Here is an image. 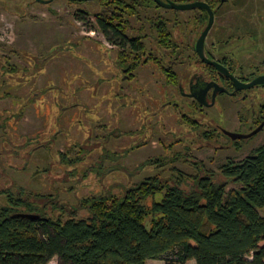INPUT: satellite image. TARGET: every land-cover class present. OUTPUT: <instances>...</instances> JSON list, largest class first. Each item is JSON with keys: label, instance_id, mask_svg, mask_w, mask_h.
I'll list each match as a JSON object with an SVG mask.
<instances>
[{"label": "rangeland", "instance_id": "rangeland-1", "mask_svg": "<svg viewBox=\"0 0 264 264\" xmlns=\"http://www.w3.org/2000/svg\"><path fill=\"white\" fill-rule=\"evenodd\" d=\"M81 10L92 15L98 10L97 1L70 4L67 0H0V94H10L0 98V123L6 119L4 128L0 126V205L6 202L5 192L22 191L24 198L46 206L51 216L59 214L51 210L54 202L64 207L66 214L74 211L76 218H86L87 211L81 208L85 197L109 191L120 194L155 174L171 178L176 175L173 169L191 174L194 170L190 161H201L208 169L218 171L226 160L241 161L264 145V131L234 144L223 136L217 138V123L223 125L227 118H233L230 126L238 128L236 113L245 109L228 112L225 103L235 99L227 95L219 96L221 104L213 109H204L203 114L197 111L195 119L200 130L184 123L181 112L173 106L147 117L157 110L152 98L167 85L159 71L148 69L138 78H149L148 92L143 94L148 113L140 103L124 98L134 94L128 83L117 92L104 82L105 77H111L106 74L108 67L105 76L94 84L97 88L84 85L85 74L94 82L92 79H99L100 72L89 59V51L82 52L83 46L79 45L83 37L95 32L92 19L79 14ZM193 11L150 8L139 14H159L185 24L197 16V9ZM180 31H184L183 26ZM209 35L214 38L213 52L226 57L235 77L252 81L264 75V0L225 3ZM92 37L101 38L99 34ZM230 37L235 39L229 41ZM221 38L227 42L215 43ZM28 53L32 65L35 57L50 58L45 67L39 62L41 70L32 66L30 80L23 70ZM6 58L14 66L10 74L6 72ZM246 96L264 105V86L242 91L238 97ZM26 97L32 102L23 107ZM107 97L116 102L110 103ZM203 130L210 131L211 140L205 138ZM61 154L77 160L66 163ZM236 187L230 185L228 189ZM166 261L149 260L146 264ZM57 263V257L49 262Z\"/></svg>", "mask_w": 264, "mask_h": 264}, {"label": "trees", "instance_id": "trees-1", "mask_svg": "<svg viewBox=\"0 0 264 264\" xmlns=\"http://www.w3.org/2000/svg\"><path fill=\"white\" fill-rule=\"evenodd\" d=\"M99 1L105 7L113 3ZM145 1L155 5L152 0H132V14ZM185 1L206 2L214 13L220 4ZM197 16L198 32L208 14L199 10ZM166 32L161 26L163 46L169 42ZM171 75L166 78L174 83ZM1 93L0 98L10 96ZM182 120L200 130L196 119L185 115ZM209 132L203 130V135L211 140ZM61 157L66 163L77 160ZM190 162L191 174L173 169L176 175L171 178L155 174L120 194L85 197L81 208L86 218H76L74 211L66 214L50 199L52 212H59L51 216L46 206L24 198L22 191L5 192L6 202L0 205V264H49L55 257L57 264H146L159 259H166V264H264V145L241 161L226 160L218 171L201 161ZM230 185L238 187L228 189ZM20 213L39 218H23Z\"/></svg>", "mask_w": 264, "mask_h": 264}, {"label": "flooded vegetation", "instance_id": "flooded-vegetation-1", "mask_svg": "<svg viewBox=\"0 0 264 264\" xmlns=\"http://www.w3.org/2000/svg\"><path fill=\"white\" fill-rule=\"evenodd\" d=\"M67 1L69 2V0ZM94 1H97L98 10L92 15L89 14L88 11H85L88 14L83 15H87L92 19L91 25L95 29V32H90V37H83L82 42H79V45L81 44L83 46V49L81 50L82 52H86V49L89 51V59H91L93 66L99 70L100 78L97 80L93 78L92 80H94V82H91L89 76L85 74V79L82 80L83 83H85L84 85L97 88L98 86H95L96 83L99 82L101 77L105 76V68L108 67L109 71L106 74L110 73L111 77H105L106 79L104 78V82H107L109 87L113 88L115 91L117 90V92L121 91L124 83H128L127 86L132 92H134V94H127L124 98L132 103H140L141 108L148 113L149 108L147 109V107H144L146 100L144 99L143 94L145 93L144 91L148 92L146 85L148 84L147 81L149 78L147 80H139L138 78L141 77V73L143 74L145 70L150 69L152 72L159 71L165 77L167 84L165 87H167V89H165V87H160L163 90L159 93V96L152 98L154 102H151L154 107L156 106L155 108L157 110L156 112L148 113L149 115L147 114V117H155L163 108L173 106L176 110L179 109L178 111L181 112L182 117L188 115L190 118L195 119L197 111H200V114H203L202 112L204 109H213L217 104H221L218 103V97L221 95H227L228 97H234L235 99L232 102L225 103L227 104L228 112L229 109H245L239 110L236 113L238 128L230 126L233 123V118H227L226 124L223 125L217 123L216 127L218 131L214 132L216 133L217 138L223 136V138L229 143L234 144L241 139L233 140L230 136L225 134V131L236 134H248L264 122V105L256 104L251 98H247V96L241 98L238 97L239 94L245 90H237L231 79L225 77L213 66L207 65L199 58L196 52V43L207 23L197 32L196 22L198 16H195L191 20H187L185 24H182L178 19L171 21L159 14L152 17L140 15L139 13H141V11L144 13V11L147 12L150 8L155 10H168L158 6L153 0L152 1L155 5H151L149 2L145 1V6H138L136 9L134 8V11H136L135 14H132V0H112L113 3L106 7L99 0ZM74 2L75 3H69H79L76 1ZM180 2L187 3L185 0H180ZM228 2H230V0H220V4H217L216 8L218 10L217 13H214V22L222 8H225V3ZM199 10L203 9H197V11H195L197 15H199ZM212 10L213 12L215 11V9ZM81 11H79V14H81ZM161 26L167 28L166 36L169 42L166 46H163L160 42V36L163 35L159 33ZM182 26L184 31H180L179 33V28L182 29ZM226 28H228L227 25L225 29ZM210 31L205 39V52L207 57L226 67L234 76V71L227 64L228 61L226 60V57L220 54V52L218 53V51L217 53L213 52L214 38L210 37ZM96 34H99L101 38L92 37ZM232 39L235 38L230 37L229 41ZM224 42L227 41H224V39L221 38L217 39L215 43L221 45ZM66 44H68V42ZM86 46H91V48H84ZM30 55L31 54L29 53L26 55V66L23 68V70H25V77H27L28 80L32 79V66L33 69L41 70L43 67L39 65V62L43 63V66L45 67L50 59L48 58V55L42 58L35 57V61L32 65V56ZM9 62V59L6 58L5 67L6 70L8 69L6 72L10 74L9 70L13 69L14 66H11ZM182 65H185V67H181ZM205 66L213 68L216 74H212L210 70L205 69ZM2 67H4V65H1V68ZM167 74H172L171 76H174V83L168 82L166 78ZM235 78L243 83L250 82V80ZM117 83L119 84V87L116 85ZM259 86L264 85H257L254 87ZM142 88H145V90ZM218 88H222L223 91L221 89L218 90ZM117 92H115L114 95H116ZM137 95L139 98L141 97L140 101L138 100ZM213 98V105L210 106ZM26 99L27 101L23 104V107H25L26 104L28 106L32 102V98L26 97ZM107 100L110 101V103L112 100L116 102L113 97H107ZM246 102H248L246 104L247 107H244ZM5 122L6 119L0 123L2 128H4ZM261 131H264V126ZM227 146L229 147V145Z\"/></svg>", "mask_w": 264, "mask_h": 264}, {"label": "water", "instance_id": "water-1", "mask_svg": "<svg viewBox=\"0 0 264 264\" xmlns=\"http://www.w3.org/2000/svg\"><path fill=\"white\" fill-rule=\"evenodd\" d=\"M40 2H45V1H41V0H37ZM52 0L46 1V2H51ZM76 2H86V1H94V0H73ZM158 6L162 7V8H166V9H172V10H180V11H189V10H194V9H203L208 13V22L207 25L205 26V28L203 29L200 37L198 38V41L196 43V52L199 56V58L206 63L207 65L213 66L218 72H220L222 75H224L225 77L231 79L233 81V83L236 86L237 90H247L250 88H253L254 86L257 85H264V75L255 78L254 80L248 82V83H243L241 81H239L238 79H236L229 71L226 67H224L223 65L219 64L218 62L212 61L210 60L205 52V39L209 33V31L211 30L213 24H214V12L213 10L210 8V6L206 3V2H202V1H196V2H191V3H176L170 0L167 1H163V0H153ZM222 90V88H218V90ZM214 102V98L212 101V104L210 106L213 105ZM264 126V122L255 130H253L252 132L248 133V134H236V133H232L229 131H225V134L230 136L233 140L236 139H248L251 138L252 136L256 135L257 133H259L261 131V129ZM18 216H21L23 218H28V219H38L39 216L38 215H34V214H23L20 213L18 214Z\"/></svg>", "mask_w": 264, "mask_h": 264}]
</instances>
